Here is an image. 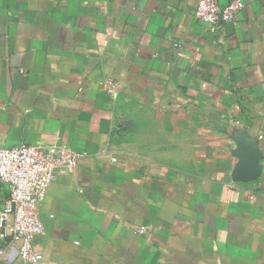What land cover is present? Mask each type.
I'll use <instances>...</instances> for the list:
<instances>
[{
    "label": "crops",
    "instance_id": "1",
    "mask_svg": "<svg viewBox=\"0 0 264 264\" xmlns=\"http://www.w3.org/2000/svg\"><path fill=\"white\" fill-rule=\"evenodd\" d=\"M198 2L0 0V148L81 156L39 206V264H264V0L221 27Z\"/></svg>",
    "mask_w": 264,
    "mask_h": 264
},
{
    "label": "built area",
    "instance_id": "2",
    "mask_svg": "<svg viewBox=\"0 0 264 264\" xmlns=\"http://www.w3.org/2000/svg\"><path fill=\"white\" fill-rule=\"evenodd\" d=\"M245 0H199L195 18L208 26L221 27L236 23L246 9ZM180 49L179 45H176ZM113 98L122 92L114 80L103 83ZM80 154L65 145L33 146L22 144L15 148H0V183L7 186L9 197L0 213V238L19 246L21 261L39 264L42 254L34 241L45 232L39 206L60 172H74Z\"/></svg>",
    "mask_w": 264,
    "mask_h": 264
},
{
    "label": "water",
    "instance_id": "3",
    "mask_svg": "<svg viewBox=\"0 0 264 264\" xmlns=\"http://www.w3.org/2000/svg\"><path fill=\"white\" fill-rule=\"evenodd\" d=\"M238 170L239 171H238L237 182H251V181L256 180L259 176L258 169L254 163L247 165L246 162H243L239 166ZM246 172H248L250 175L249 174L245 175Z\"/></svg>",
    "mask_w": 264,
    "mask_h": 264
}]
</instances>
